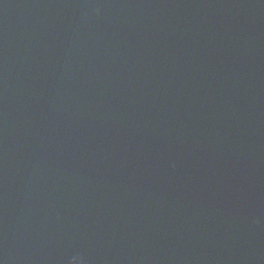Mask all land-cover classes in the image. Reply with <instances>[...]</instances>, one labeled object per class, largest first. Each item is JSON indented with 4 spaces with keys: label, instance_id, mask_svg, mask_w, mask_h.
<instances>
[{
    "label": "water",
    "instance_id": "obj_1",
    "mask_svg": "<svg viewBox=\"0 0 264 264\" xmlns=\"http://www.w3.org/2000/svg\"><path fill=\"white\" fill-rule=\"evenodd\" d=\"M264 264V0H0V264Z\"/></svg>",
    "mask_w": 264,
    "mask_h": 264
},
{
    "label": "clouds",
    "instance_id": "obj_2",
    "mask_svg": "<svg viewBox=\"0 0 264 264\" xmlns=\"http://www.w3.org/2000/svg\"><path fill=\"white\" fill-rule=\"evenodd\" d=\"M73 264H76L75 260H73ZM81 264H82V262H81Z\"/></svg>",
    "mask_w": 264,
    "mask_h": 264
}]
</instances>
